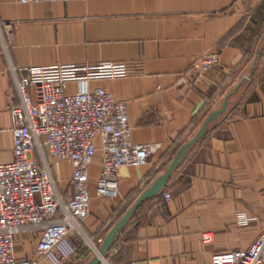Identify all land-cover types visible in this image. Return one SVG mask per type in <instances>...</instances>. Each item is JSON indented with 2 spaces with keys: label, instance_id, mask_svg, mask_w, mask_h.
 Masks as SVG:
<instances>
[{
  "label": "crops",
  "instance_id": "crops-1",
  "mask_svg": "<svg viewBox=\"0 0 264 264\" xmlns=\"http://www.w3.org/2000/svg\"><path fill=\"white\" fill-rule=\"evenodd\" d=\"M0 21L13 35L0 33V162L14 158L7 103L20 97L12 65L125 61V76L93 83L127 101L134 141L162 142L146 163L121 167L118 197L93 196L83 224L94 240L239 85L99 264H211L213 252L245 248L264 232V0H0ZM207 52H219L220 61L198 75L193 63ZM52 161L65 190L71 163ZM37 241V233H18L17 256L35 257ZM86 243L66 238L40 264H87L94 256Z\"/></svg>",
  "mask_w": 264,
  "mask_h": 264
},
{
  "label": "built area",
  "instance_id": "built-area-1",
  "mask_svg": "<svg viewBox=\"0 0 264 264\" xmlns=\"http://www.w3.org/2000/svg\"><path fill=\"white\" fill-rule=\"evenodd\" d=\"M10 27V22L0 21V33ZM8 33L12 38V31ZM4 47L8 52L7 44ZM219 61V52H207L196 58L192 70L202 75ZM11 69L20 103H7L14 158L0 162V264H40L41 258L71 236L87 240L90 250L97 254L104 238L89 237L83 224L93 196H119L121 167L146 163L162 146L158 141H134L127 101L93 83L125 76L127 63L103 60L12 65ZM98 153L99 170L92 186ZM51 157L71 163L65 190L60 189ZM163 195L172 199L170 191ZM241 219L251 220L245 216ZM25 232L38 235L33 258L17 256L16 236ZM202 237L211 241L213 235L204 232ZM211 264H264V232L245 248L213 252Z\"/></svg>",
  "mask_w": 264,
  "mask_h": 264
},
{
  "label": "water",
  "instance_id": "water-1",
  "mask_svg": "<svg viewBox=\"0 0 264 264\" xmlns=\"http://www.w3.org/2000/svg\"><path fill=\"white\" fill-rule=\"evenodd\" d=\"M238 87L239 85L236 86L235 90H237ZM234 91H232L225 97L223 105L220 108L215 109L213 112H211V114H209V116L205 119V121L201 125L198 132L193 137L186 140L178 148L166 170L163 171L161 174H159L154 179V181L139 194L138 198L127 208V210L124 212L121 218L109 229V231L106 233L100 245L99 253L95 254L94 257L87 264H99L102 258L106 256L108 250L115 242L118 233L125 226L129 218L137 210L139 205L145 199L158 194L164 188L172 172L186 157L190 147L204 135V133L208 129L209 125L213 122V120H218L220 114L226 110L228 106V98Z\"/></svg>",
  "mask_w": 264,
  "mask_h": 264
},
{
  "label": "rangeland",
  "instance_id": "rangeland-1",
  "mask_svg": "<svg viewBox=\"0 0 264 264\" xmlns=\"http://www.w3.org/2000/svg\"><path fill=\"white\" fill-rule=\"evenodd\" d=\"M53 160L56 158V157H51ZM51 159V160H52ZM53 162V161H52ZM118 197V196H117ZM114 198H116V197H114ZM129 207V204H125L121 209H120V211H118L117 213H116V216H117V220L116 221H118L120 218H121V216L124 214V212L127 210V208ZM116 221L115 222H111L110 224H109V226H108V229H107V232L109 231V229L116 223ZM106 232V233H107ZM81 239H82V241L84 240V242L86 241L87 242V240H85L84 238H82L81 237ZM87 244V243H86ZM101 245V244H100ZM86 250H87V247H86ZM89 252V255H91V257L92 256H94L95 255V252H92V250H89L88 251ZM106 257V256H105ZM101 262H107L106 261V258H102V260H101Z\"/></svg>",
  "mask_w": 264,
  "mask_h": 264
},
{
  "label": "trees",
  "instance_id": "trees-1",
  "mask_svg": "<svg viewBox=\"0 0 264 264\" xmlns=\"http://www.w3.org/2000/svg\"><path fill=\"white\" fill-rule=\"evenodd\" d=\"M113 246V245H112ZM111 246V247H112ZM111 249V248H110ZM110 249L108 250V252H107V254H106V256H108L109 255V253H110ZM65 264H67V263H65Z\"/></svg>",
  "mask_w": 264,
  "mask_h": 264
},
{
  "label": "bare ground",
  "instance_id": "bare-ground-1",
  "mask_svg": "<svg viewBox=\"0 0 264 264\" xmlns=\"http://www.w3.org/2000/svg\"><path fill=\"white\" fill-rule=\"evenodd\" d=\"M96 249H97V253H99L100 248H96Z\"/></svg>",
  "mask_w": 264,
  "mask_h": 264
}]
</instances>
